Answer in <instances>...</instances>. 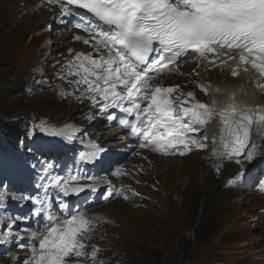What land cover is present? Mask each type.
Returning a JSON list of instances; mask_svg holds the SVG:
<instances>
[{"label": "rangeland", "instance_id": "obj_1", "mask_svg": "<svg viewBox=\"0 0 264 264\" xmlns=\"http://www.w3.org/2000/svg\"><path fill=\"white\" fill-rule=\"evenodd\" d=\"M46 8L51 19L43 22ZM62 12L63 5L58 7L50 0H0V124L8 135L0 141L12 144L28 168L38 152L51 147L47 131L40 125L44 115L57 121L75 118L83 109L68 104L75 101L63 95L70 90L59 87L46 63L50 54L45 51L52 40L54 50L67 56L68 31L60 29L66 19ZM63 67L59 75L66 72V65ZM199 70L195 68L194 87L206 94L208 86H200L204 78ZM182 81L187 79L179 76L175 82H167ZM194 87L187 88L182 101L188 99V92L195 94ZM211 120L195 138H209ZM196 149L204 157H189V151L180 154L184 152L180 148L163 160V154L147 150L141 165L146 180L138 185L136 203L116 200L88 213L92 223L83 240L85 246L98 250L107 245L97 254L106 260L98 259L99 264H264V200L259 188L264 185V162L250 172L254 181L246 178L247 185L240 179L232 184L230 181L240 177L237 161L216 156L209 139L203 148L196 144ZM6 191L0 178V192H5L0 224L9 217L4 202L21 197L12 191L8 198ZM27 197L35 201L37 195ZM32 200L26 202L28 212H36ZM103 229L100 236L98 230ZM19 254L16 251L6 259L0 256V264H14V260L22 264Z\"/></svg>", "mask_w": 264, "mask_h": 264}, {"label": "snow or ice", "instance_id": "obj_2", "mask_svg": "<svg viewBox=\"0 0 264 264\" xmlns=\"http://www.w3.org/2000/svg\"><path fill=\"white\" fill-rule=\"evenodd\" d=\"M62 3L61 15L71 16L83 9L96 18V24L76 26L95 33L94 48L100 51L102 46L105 50L98 58L90 54L75 57V74L79 79L74 83L86 85L80 94L89 95L102 111L119 109L134 117L120 118L119 123L139 139L141 147L151 145L166 152L183 148L185 151L180 154H186L191 150L189 145L203 148L209 139L206 135L197 139L189 133L201 131L215 114L218 101L214 100L210 106L196 100L193 92L186 94L189 99L173 100L170 94L178 86L150 89L152 75L175 66L181 57L198 55L208 60L207 54L218 53L233 59V54H237L242 64H250L264 75V0H62ZM215 59L209 62L215 64ZM230 74L236 76L238 72ZM109 119L117 117L109 113ZM223 123V151L218 154H240L249 146L255 147L254 134L264 135V106L240 112L232 108ZM240 178L230 183L235 184ZM51 182L64 196L93 190V185H82L69 193L59 176H53ZM45 219L47 234L38 238V250L29 254L31 264H67L66 257L85 254L83 240L90 231V218L72 214L63 224L55 223L51 215ZM92 256H96L95 251Z\"/></svg>", "mask_w": 264, "mask_h": 264}, {"label": "bare ground", "instance_id": "obj_3", "mask_svg": "<svg viewBox=\"0 0 264 264\" xmlns=\"http://www.w3.org/2000/svg\"><path fill=\"white\" fill-rule=\"evenodd\" d=\"M47 20H49L48 15L47 18L43 19L42 21L45 22ZM213 58H216L215 64L218 63L220 65H225L221 67V74L220 68L217 70H210L207 66H205L203 62L200 63L198 69L200 68L199 75L204 78V82L208 87L210 85V82H212L211 86L213 88L211 89V91H205V93L217 95V89H220L222 93L220 102L218 104L217 116L214 117L210 124L211 141L219 145L222 137V129L224 127V119L232 108H234L237 112H240L244 109H256L258 105L264 106V92L259 90L254 83L248 82L251 77L257 79V81H259V83L264 87V76L262 77L261 75L256 73L250 74L248 66H243L242 63H229V58L223 54H214L213 57H208V60H205V62L211 61ZM231 68L240 69L239 72H241V74L238 75L240 77H237V79L230 78L229 76H231L230 73L232 72ZM206 79H208V81H206ZM195 90H198V88L196 87ZM209 105L211 106V104ZM253 114L255 115V112ZM252 143H254L255 147L250 146V148L246 151L245 157L238 163L239 167L237 168V170L240 171L241 174L245 177H248L249 179L254 181L253 176L249 174L252 171V167L263 160L260 158V152L263 149L264 135L254 134L252 137ZM249 153L251 154V158H249ZM196 155L199 154L197 153ZM181 156L183 159L186 158V156L184 155ZM182 174L183 171L180 172L178 176ZM13 190L19 189L14 188ZM11 192L12 190L9 191V194L7 195L8 198L11 196ZM95 193L96 190L94 189L90 190L89 192V195L93 197L92 203L87 205L80 204L76 208H73L71 204L66 208H61L57 203H43L39 207L46 209V212L52 216L55 223L63 224V222L66 219L70 218L72 214H82L83 216L87 217L88 213L95 208L108 205L116 200H119L112 195L110 199L104 201L102 200L101 196H95ZM19 195H21V197H27L26 195H23L21 193H19ZM20 198H11L9 204H6V202H4L5 212L9 213V217H5L4 223L0 224V256H4V258L6 259L9 256L13 255L16 251H19L21 254H19L18 260L21 261L22 264H31V256L29 254L33 253L34 250H38V238L47 234L45 225H47L48 221L44 218L43 215H40L45 212H40L36 215V217L39 216L37 218L38 223H28L36 219L35 214L32 216V219H30L31 214L28 212V210L25 209L27 207L26 202L28 201V199ZM31 203H34L33 200L31 201ZM62 207L64 206L62 205ZM6 222H8V224H6ZM242 225L245 224L242 223ZM32 233H36V237H32ZM98 233L100 236H103L104 229L98 230ZM22 236L25 237V240L20 239V237ZM102 248L105 250L107 248V245L99 247L98 250H90L87 248V246H85L83 250L85 254L81 257H76L74 254L66 257L67 264H99L98 259L106 261L103 257L97 256V254L103 250ZM93 251L96 252L95 257L92 256ZM14 264H16L15 260Z\"/></svg>", "mask_w": 264, "mask_h": 264}, {"label": "water", "instance_id": "obj_4", "mask_svg": "<svg viewBox=\"0 0 264 264\" xmlns=\"http://www.w3.org/2000/svg\"><path fill=\"white\" fill-rule=\"evenodd\" d=\"M244 154V150L240 153V154H236V155H239V156H242ZM232 154H229V155H225L224 157H228V156H231Z\"/></svg>", "mask_w": 264, "mask_h": 264}]
</instances>
